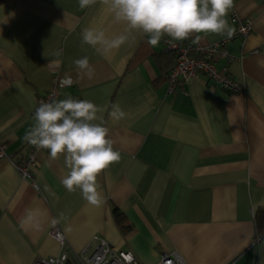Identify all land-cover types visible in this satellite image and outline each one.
<instances>
[{
    "label": "crops",
    "instance_id": "0c3cea01",
    "mask_svg": "<svg viewBox=\"0 0 264 264\" xmlns=\"http://www.w3.org/2000/svg\"><path fill=\"white\" fill-rule=\"evenodd\" d=\"M234 17L252 26L226 44L228 73L243 92L229 94L200 77L168 93L166 37L151 46L133 31L107 56L82 44L87 27L109 37L124 33L100 0L84 9L79 0H0V143L8 158L18 163L34 147L23 136L55 74L73 80L58 100L72 96L105 109L98 116L121 154L97 177L99 206L62 185L63 156L52 160L48 150H36V188L0 161V264H34L84 248L90 254L93 237L132 252L139 264L170 251L186 264H264V0H234L227 18L236 29ZM223 38L209 34L199 43ZM84 56L95 69L92 80L75 70ZM113 103L124 119L109 117ZM54 225L63 247L49 235Z\"/></svg>",
    "mask_w": 264,
    "mask_h": 264
},
{
    "label": "clouds",
    "instance_id": "9594fccd",
    "mask_svg": "<svg viewBox=\"0 0 264 264\" xmlns=\"http://www.w3.org/2000/svg\"><path fill=\"white\" fill-rule=\"evenodd\" d=\"M97 0H79L81 9L95 4ZM118 23L125 25L124 33L109 37L102 29H82V44L91 46L98 54L107 56L118 50L133 32L148 37L151 46H157L162 38L186 41L193 38L199 42L204 36L215 34L231 39L235 28L229 24L228 14L234 0H100ZM203 34V35H202ZM55 56H61L57 51ZM77 74L92 80L95 69L89 58L74 60ZM61 86H71L73 80L67 74ZM108 112L114 121L126 117L118 103H113ZM105 111L89 100L72 96L51 102H40L35 109L33 126L26 131L23 140L37 149H47L50 158L64 157L68 169L62 185L69 191L80 190L82 198L94 206L101 205L103 196L99 191L97 177L112 164L118 163L121 154L109 138V129L103 126ZM99 121V122H97ZM31 219V216H30ZM58 221L53 220V223ZM34 227L39 228V223Z\"/></svg>",
    "mask_w": 264,
    "mask_h": 264
},
{
    "label": "built area",
    "instance_id": "2783aa9c",
    "mask_svg": "<svg viewBox=\"0 0 264 264\" xmlns=\"http://www.w3.org/2000/svg\"><path fill=\"white\" fill-rule=\"evenodd\" d=\"M232 21L236 23L234 36L231 39L225 37L210 45H202L199 42L181 44L169 37L164 38V52L173 54L174 56V63L166 77L168 93H173L180 85H184L189 80L200 77L207 79L213 85L219 86L229 94L243 92V86L236 83L228 73V65L231 62V57L227 51L226 44L234 38L248 35L252 26L250 19L240 20L234 17ZM218 63H221V65L218 66ZM61 79L63 78L59 74H55L52 77L46 93L36 98L35 109L42 101L51 102L58 100L60 91L69 87H62L60 84ZM36 150H38L36 147L28 149L26 157L16 163L8 158L5 153V145L0 143V161L7 159L15 167L20 178L30 181L34 188H36V185L33 181L31 169L36 165L34 157ZM49 235L60 247L64 246L65 240L59 227L54 225ZM92 241L95 242V246L90 254H87V248H84L78 254L69 255L67 252H62L56 257L36 261L34 264H139L134 254L130 251L117 250L105 239L100 237H93ZM155 264L186 263L176 251H170L162 253Z\"/></svg>",
    "mask_w": 264,
    "mask_h": 264
},
{
    "label": "trees",
    "instance_id": "16d2710c",
    "mask_svg": "<svg viewBox=\"0 0 264 264\" xmlns=\"http://www.w3.org/2000/svg\"><path fill=\"white\" fill-rule=\"evenodd\" d=\"M168 54H170V53H168ZM170 55H171V58L173 59V63H174V56H173V54H170ZM113 216H114V219H115L116 223L118 224V226L122 230H125L126 226L124 225V218H123L122 214L117 209H113Z\"/></svg>",
    "mask_w": 264,
    "mask_h": 264
}]
</instances>
